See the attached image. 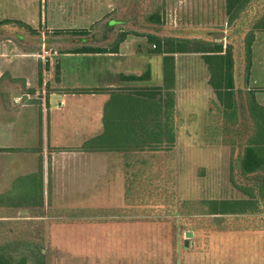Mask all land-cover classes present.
I'll return each mask as SVG.
<instances>
[{"label":"crops","instance_id":"0c3cea01","mask_svg":"<svg viewBox=\"0 0 264 264\" xmlns=\"http://www.w3.org/2000/svg\"><path fill=\"white\" fill-rule=\"evenodd\" d=\"M103 1L0 0V20H21L37 31L42 26L49 33L53 29H90L96 27L105 15ZM258 32L260 73L257 83L252 81L256 85L246 87L254 91L256 107L264 106V31ZM129 36L119 43L116 52L106 53L59 51L60 44L79 45L81 39L86 42L89 37L70 36L64 41L53 36H41L40 45L47 46L42 51L47 53L50 69L45 78L41 74L40 79V59L37 57L42 58L43 55L36 56L34 49L25 47L16 39L0 40V192L10 190V185L19 175H41L43 182L47 183L45 189L48 193L40 199L44 208L55 210L53 214H47L52 218L53 227L45 238L54 248L65 249V264H97L88 263L94 261L89 258L91 243H87V247H83L84 243L74 244L78 239L84 241L88 234H104L93 230L119 225L127 228L137 226L136 218L119 219V213L113 210L125 203V177L130 176L128 170L136 166L137 157L130 151L104 148V143L105 139L118 141L123 137L125 126L137 121L134 116L137 109L141 110L139 106L143 105L144 111L147 110L146 103H143L147 97L145 89L161 86L163 73L161 54L155 60L158 81L154 85L147 84L151 77L149 60L141 55L140 64L133 68L131 58L142 50L139 45L136 47L138 41ZM254 42L255 38L251 46V65ZM62 55L96 58L97 65L94 69L91 66L85 69L81 76L77 72V64L73 63L72 74L65 73L60 62ZM53 60L58 65L57 76L52 68ZM146 71H149L147 79L122 77ZM108 74L112 79L107 77ZM249 75L253 76L251 66ZM139 89L144 90L139 92ZM149 98L152 101V97ZM176 101V112L180 118L176 134L178 143L181 140L180 129L190 121L185 122L182 118L185 107L180 105L177 97ZM147 122L151 127L152 119ZM182 136L184 138L185 135ZM76 174L82 177L81 185L72 183ZM55 176H58L57 180ZM60 193L68 195V198L61 199ZM260 201V216L195 213L193 222L204 226L199 231H191L194 238L188 240L194 251L188 254L195 257L193 264H256L255 261L237 259L236 256H240L237 251L240 253L244 249L252 254L256 252L257 264H264V196ZM35 205L26 203L20 207ZM254 220H259V231L255 230ZM221 229H227L228 233H216ZM168 251L162 264L186 261L177 255L174 262V254L172 256Z\"/></svg>","mask_w":264,"mask_h":264},{"label":"rangeland","instance_id":"374dc122","mask_svg":"<svg viewBox=\"0 0 264 264\" xmlns=\"http://www.w3.org/2000/svg\"><path fill=\"white\" fill-rule=\"evenodd\" d=\"M103 2L104 23H107V18L115 17V21L128 24L124 27L135 29V33H138L129 34V37L138 41L136 47L139 45L142 51H137L131 59L133 68L140 64L141 55L149 60L151 77L147 84L154 85L158 81L155 60L161 54L153 50L156 49L155 45L153 46V42H149L143 34L158 31L161 37L191 39V42L185 44L189 51L175 52L171 61L166 64V67H169L172 62L175 99L177 97L180 105L185 107L182 118L184 117L185 122L186 120L190 122H186V125L180 129L181 140L174 144V150L168 154L169 161L163 159L166 160V165L161 167L163 164L161 155L164 158V153L159 150L162 148L154 146L153 167L144 166L143 169H139V166H134L132 170H128L130 176L125 177L124 183L128 194L126 202L123 208L120 206L113 210L119 213L117 214L119 219L136 218L137 226L127 228L119 225L111 229L100 227L93 231L104 234L94 233L93 236L88 234L84 241L78 239L74 244L84 243L83 247H87V243H91L92 248L89 247L88 250L91 254L89 258L95 262L88 263L162 264L169 244L168 254L172 256L174 254V262L178 255L186 259L181 264H193L195 257L188 254L194 251L191 247L187 250L182 242L186 231H199V228L204 226L193 222L194 214L203 215L209 213L207 210L210 208L216 209L217 205H210L209 201L217 203L220 200H227L238 203H234V208L242 206L239 201L249 199L247 188H251V194L258 193L256 190L260 186V177H264L263 170L245 175L239 168L243 150L250 143L260 159L264 160V144L261 145L264 143V122L260 118V110L256 107L254 91L246 89L248 85L251 87L256 85L260 73V59L257 52L260 47V32H256L254 37V58L253 64L250 65L253 76L248 74L245 79L242 73L236 75L230 97L222 95L221 92L220 99L209 84L215 67L211 64L213 58L204 56L203 52H194V49L214 43H220L225 48V45L232 41L234 65L235 59L241 63L246 60L243 44L241 41L234 42L237 41L234 38L235 34L226 23L225 0H104ZM152 11L159 12L162 23L148 25L146 28L145 16ZM37 29L42 37L49 32L42 26ZM119 31L117 28L112 33L105 32L106 35H111L110 44L115 42ZM213 32H222L224 36L214 37ZM44 47L41 45L35 47L36 56L41 54L45 57H37L38 60L40 59L38 68L40 67V75L42 74L43 78L50 69L49 61L46 60L47 53L42 51ZM60 58L64 72L69 74L74 71L73 63L77 64V72L81 76L84 75L85 69L90 66L94 69L97 65L96 58L92 57L87 59L62 55ZM52 68L55 69V60L52 62ZM163 71L162 56V73ZM107 77L112 79L111 74ZM253 80L255 83L252 82ZM21 89L24 90L22 87ZM182 135H185L184 138ZM41 178L40 174L19 175L10 185V190L0 192V254L14 260L24 259L27 264H65L64 255L67 254L65 249L54 248L49 239H44L45 229L42 222L48 219L45 215L49 212L53 214L55 210L44 208L45 205L40 199L48 193L45 189L47 183ZM54 178L57 180L58 176ZM81 180V175L76 174L72 183L81 185ZM149 180L148 183L151 185H148V191L136 194L135 190H139L142 184ZM243 187L247 190H242ZM60 195L61 199L68 198V195L62 193ZM26 203L28 206L36 205L20 207ZM28 213L41 215L42 218L25 216ZM236 215L247 214L234 213L229 216ZM253 215L260 216V213ZM32 218L42 222L36 223V226ZM253 223L254 227L259 226V220H254ZM162 232L166 237L160 236ZM220 232L228 233V230L216 231V233ZM216 233L214 232L218 236ZM237 259L255 261L256 264L258 262L256 252L252 254L248 249H244L242 255H237Z\"/></svg>","mask_w":264,"mask_h":264},{"label":"trees","instance_id":"16d2710c","mask_svg":"<svg viewBox=\"0 0 264 264\" xmlns=\"http://www.w3.org/2000/svg\"><path fill=\"white\" fill-rule=\"evenodd\" d=\"M225 12L227 15V25L230 30L235 34L234 38L243 44L244 51L246 54V60L241 63L239 60L235 59V65L233 62L232 54V41H229L225 48L222 44H212L206 47L196 48L194 52H203V55L208 58H213L215 67L213 68V76L210 80V85L215 89L218 97L224 95L229 96L234 88V78L236 75H240L246 79V75L249 74V69L251 65V53H252V41L254 35L258 31H264V0H225ZM115 17L107 18V23H104V18L96 24V27L85 29V28H73V29H53L51 32L47 33L46 36H53L58 40H64L70 36L75 37H89L86 42L81 39V44L66 46L65 43L60 44V52H73V53H106V52H116L118 45L122 42L127 35L135 34V29H127L124 26H128L121 22H117ZM160 14L157 11H152L145 16L146 28L148 25L161 24ZM120 20V19H116ZM119 29V33L114 43H111V35L105 32L112 33L115 29ZM91 29H94L93 31ZM154 29V28H151ZM134 31V32H133ZM155 32V31H154ZM143 34V33H139ZM160 33L156 31L155 33L143 34L149 42H153L155 45L156 52L162 54L163 56V83L161 86L147 87L146 109L144 111L143 105L139 106L141 110L135 111V118L137 121L133 122L132 125L128 124L122 130V138L116 139H105L104 148H115L122 149L126 152L135 153L134 156L137 157L135 160L136 166L139 169H143L144 166L151 168L154 165V146L156 148H162L159 152L164 153L161 155L162 159L161 167L166 165V160H168V154L172 153L174 150V144L177 142V130L180 118L177 115L176 110V99L173 89V65L172 62L169 67L166 64L171 61L172 54L175 52H186L189 48L185 45L191 42L190 38L187 37H174V36H159ZM113 35V34H112ZM3 38H13L22 43L25 47L29 49H36L35 47L40 46V33L32 28L25 22L17 19H3L0 20V40ZM65 41V40H64ZM182 44V45H180ZM171 54V55H170ZM209 63V61H208ZM165 65V68H164ZM234 67V68H233ZM233 70L234 76H233ZM55 74H58V65L55 64ZM215 75V76H214ZM41 75H39L40 79ZM125 79H147L149 78V71L142 74L135 75H122ZM169 82V83H168ZM246 87V86H245ZM99 90V89H95ZM144 89H139L141 92ZM224 90V91H221ZM222 92V95H221ZM163 94V96H162ZM159 95V96H158ZM161 95V96H160ZM221 95V96H220ZM149 96L152 97V101H149ZM228 101V100H227ZM138 107V108H139ZM260 110V118L264 122V106H257ZM210 112V111H209ZM208 112V113H209ZM134 112H132L133 114ZM151 114V115H150ZM133 116V115H132ZM150 121L152 119V125L149 126V122L145 123L146 120ZM178 121V122H177ZM262 143L261 145H263ZM162 153V154H163ZM147 154V157L144 155ZM150 155V156H148ZM160 156V155H159ZM169 161V160H168ZM168 164V163H167ZM239 168L242 173L247 175L257 170L264 171V160L260 159L256 150L252 146V143L246 145L243 150V157L239 163ZM142 175V174H141ZM143 176V175H142ZM262 178L260 177V186L256 190L258 193L251 194V188L248 189L249 199L240 200V205L238 208H234V203L227 200H220L217 203L210 202V205H217L215 208H210L209 213L218 214H258L260 213V200L264 196V189L261 187ZM149 181L144 182L142 186L135 190L136 194L148 191ZM246 188V187H245ZM243 187L242 190H247ZM138 192V193H137ZM152 192V191H150ZM126 199H127V192ZM247 193V192H246ZM254 195V196H252ZM252 200V201H251ZM18 206V205H17ZM167 206H165L166 208ZM150 212L152 210L150 209ZM30 217H41V215L27 214L25 216ZM44 217V216H43ZM46 218L44 222V235L52 229L53 223H51L52 218L50 215H45ZM37 226L38 222L36 218H32ZM37 223V224H36ZM254 224V223H253ZM39 238V237H38ZM43 239V236H42ZM44 239L45 236H44ZM0 264H27L24 259H11L3 254H0Z\"/></svg>","mask_w":264,"mask_h":264},{"label":"flooded vegetation","instance_id":"af4514ba","mask_svg":"<svg viewBox=\"0 0 264 264\" xmlns=\"http://www.w3.org/2000/svg\"><path fill=\"white\" fill-rule=\"evenodd\" d=\"M261 187L264 189V177L262 178V184H261ZM124 202H126V197H125ZM124 204H125V203H124ZM123 207H124V205L122 204L120 208H123ZM255 230H258V231H259L260 229L257 227ZM162 234H163V236L166 237V235H165L164 232H162ZM192 235H193V234H192ZM193 238H194V237L191 236V237H189V238L186 240L185 237H184V240H183L182 243L184 244L185 248H187V250H190V247L193 248L192 246L189 247V244H188V240H191V239L193 240ZM186 243H187V245H186ZM194 247H195V246H194ZM194 249H195V248H194ZM168 250H169V249H168ZM237 253L240 254V255H242V252L239 253V252L237 251ZM237 253H236V254H237ZM236 257H237V256H236Z\"/></svg>","mask_w":264,"mask_h":264},{"label":"water","instance_id":"95a60500","mask_svg":"<svg viewBox=\"0 0 264 264\" xmlns=\"http://www.w3.org/2000/svg\"><path fill=\"white\" fill-rule=\"evenodd\" d=\"M212 35H213L214 37H217V38H218V37H223V36H224L222 32H213ZM184 236H185V239L187 240L189 237L192 236V232H191V231H186V232L184 233ZM186 245H187V243H186Z\"/></svg>","mask_w":264,"mask_h":264},{"label":"built area","instance_id":"2783aa9c","mask_svg":"<svg viewBox=\"0 0 264 264\" xmlns=\"http://www.w3.org/2000/svg\"><path fill=\"white\" fill-rule=\"evenodd\" d=\"M153 46H154V44H153ZM42 58H44V55L42 56Z\"/></svg>","mask_w":264,"mask_h":264}]
</instances>
